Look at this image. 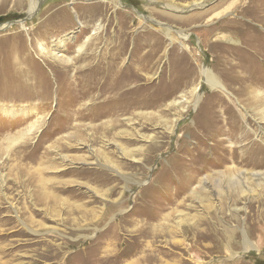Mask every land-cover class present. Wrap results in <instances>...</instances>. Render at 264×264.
Masks as SVG:
<instances>
[{
	"label": "rangeland",
	"instance_id": "obj_1",
	"mask_svg": "<svg viewBox=\"0 0 264 264\" xmlns=\"http://www.w3.org/2000/svg\"><path fill=\"white\" fill-rule=\"evenodd\" d=\"M31 1L0 0V264H264V0Z\"/></svg>",
	"mask_w": 264,
	"mask_h": 264
},
{
	"label": "bare ground",
	"instance_id": "obj_2",
	"mask_svg": "<svg viewBox=\"0 0 264 264\" xmlns=\"http://www.w3.org/2000/svg\"><path fill=\"white\" fill-rule=\"evenodd\" d=\"M150 3L155 1V0H148ZM37 2L32 0L31 1V4H30V14L34 11V7L36 6ZM171 7V6H170ZM169 8V7H168ZM173 8V7H172ZM171 8V9H172ZM190 8V7H189ZM169 10V9H168ZM173 10V9H172ZM171 10V11H172ZM175 11V9H174ZM165 14H168L167 12ZM172 16H175L172 14ZM196 18V17H195ZM21 27L23 29H25L24 25L22 23H20ZM99 29V28H98ZM95 33H92V35H94ZM73 36V35H72ZM72 36L70 37V39L72 38ZM169 36V35H167ZM186 36H184L183 38H185ZM90 40V36H87L85 38V40L77 45L76 47V54L81 56L80 54L82 53L84 47H86L88 45V42ZM63 45L61 44V41H57L56 43H54L52 45V50L55 51L59 48H61ZM39 50L40 52H43V50H45V48L43 46H41V44H39ZM44 53V52H43ZM21 54V52H20ZM19 55V54H18ZM43 55V54H42ZM22 56V55H21ZM58 55L55 56V60L57 61H60V62H63V64H66L67 65H73L74 61L71 57H62L61 55H59L58 57H61V58H58L57 57ZM79 58V57H78ZM41 60V59H40ZM10 62H13V61H10ZM15 62V60H14ZM47 62V61H46ZM18 63V62H17ZM52 63V62H51ZM102 63V61H101ZM49 64V63H48ZM11 65H13V63H11ZM16 65V64H15ZM44 65V64H43ZM50 65V64H49ZM28 66V65H27ZM26 66V67H27ZM33 66V65H32ZM37 67V66H36ZM84 68L88 69L86 71V75H85V80L83 81L82 84H111L108 79H110L112 77V74H111V69H112V65L110 63H106V66L103 68V70H98V68L100 69V66L99 65H95L94 67H90L89 63H86L83 65ZM29 67H27L28 69ZM25 69V67L23 68ZM35 69V68H34ZM26 70V69H25ZM17 71V70H16ZM22 71V70H21ZM29 72V71H28ZM31 72V71H30ZM52 73V72H51ZM81 73V72H80ZM203 80L206 84H208L211 88L213 87H220L219 86V82L217 81V78L212 74V72L208 71V70H204L203 71ZM22 75V74H21ZM28 75V74H27ZM25 75L24 76V80H28V81H33L32 84L36 83V84H43V77L41 76V74H30L31 76H27ZM18 76V75H17ZM16 76V77H17ZM76 77V76H75ZM18 78V77H17ZM75 79V78H74ZM6 80V79H5ZM23 80V79H22ZM21 80V81H22ZM83 80V79H82ZM12 81H15V80H12ZM16 82V81H15ZM56 84L57 82L54 81ZM29 83V82H28ZM59 84V83H58ZM8 86V85H7ZM10 86V85H9ZM13 86V85H12ZM75 86V85H74ZM221 88V87H220ZM6 89V88H5ZM9 89V88H8ZM14 89V87H13ZM11 91V90H10ZM13 91V90H12ZM2 92V91H1ZM6 92V91H5ZM4 92V93H5ZM15 92V91H14ZM13 92V94H14ZM22 92V91H21ZM42 93V92H41ZM12 94V95H13ZM19 94V93H18ZM39 95V94H38ZM255 95V94H254ZM249 96V95H248ZM15 97V96H14ZM5 98V97H4ZM170 104H178L177 102H173L170 103ZM10 109V108H9ZM13 109H10L8 111V109H3L4 112L6 113H10V115H13L15 111H12ZM12 112V113H11ZM17 114V113H15ZM25 114V113H24ZM14 116V115H13ZM40 122H38L37 120L30 123L28 126H27V133H21L19 132L17 135H8L6 136L3 141H2V147L3 149L7 150V149H10L11 146L15 145L16 142H18L25 134H29V133H32L33 131L35 130H38L39 129V126H40ZM239 178V177H238ZM237 178V176H228V177H225L222 181L221 180H216L214 182V188L216 191L218 192H221V188L222 186L227 189V190H230V189H236V190H239L240 188L242 189L241 187V181ZM243 185V183H242ZM213 188V189H214ZM217 193V192H216Z\"/></svg>",
	"mask_w": 264,
	"mask_h": 264
}]
</instances>
